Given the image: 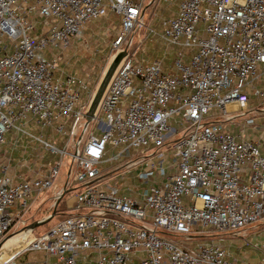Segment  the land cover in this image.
Returning <instances> with one entry per match:
<instances>
[{"label": "built area", "instance_id": "2783aa9c", "mask_svg": "<svg viewBox=\"0 0 264 264\" xmlns=\"http://www.w3.org/2000/svg\"><path fill=\"white\" fill-rule=\"evenodd\" d=\"M163 1L0 0V152L13 136V150L33 158L13 174L1 166L0 244L24 243L9 255L4 243L0 264H24L27 252L44 254L40 264H264V146L246 133L264 112L251 106L264 98V0H176L158 29L146 11ZM111 15L121 27L112 44L119 66L105 73L87 123L105 77L94 88L88 75L67 73L66 60ZM157 43L166 56L178 50L169 72L165 58L137 59ZM233 114L245 119L236 133L226 126ZM152 149L163 153L132 154ZM68 157V181L55 197L75 187L68 216L35 234L22 218ZM121 163V179L137 173L146 185L139 194L123 195L119 179L101 181L104 165ZM209 231L236 240L201 241ZM247 247L258 261L238 259Z\"/></svg>", "mask_w": 264, "mask_h": 264}, {"label": "rangeland", "instance_id": "374dc122", "mask_svg": "<svg viewBox=\"0 0 264 264\" xmlns=\"http://www.w3.org/2000/svg\"><path fill=\"white\" fill-rule=\"evenodd\" d=\"M179 7V2L176 0H164L159 5L156 4L149 6L146 11V22L148 25H152L153 27H161V21L163 18H169L173 16L174 13H176L177 9ZM121 31L120 27V21L117 19L116 16L111 15L106 20L98 21L94 24H92L89 29H87L82 37L78 38L75 41V45L72 48V50L68 53L69 64L67 65L66 69L69 72L78 73L88 75L89 78H92L93 80V87L96 88L97 85H99L100 81L105 77V73L111 69L112 74L117 70L119 64H115L114 60V53L112 51V44L117 39L119 32ZM142 33V32H141ZM138 44L134 46V49H136ZM147 53L139 52L137 55V59L140 61L142 60H164V69L169 72L173 66V63L175 61V58L177 56L178 50L171 49L167 54L165 55V50L162 48L161 44L157 43L154 45H148L146 47ZM190 53H187L189 55ZM66 55V57L68 56ZM65 61V62H66ZM66 62V63H67ZM114 63V64H113ZM119 63V62H117ZM113 65L115 66L114 68ZM258 87L263 89L264 88V77L261 82L258 83ZM255 103H252L251 106L256 107H263L264 108V98H255ZM235 108L234 106L230 107V110L233 111ZM261 110V109H257ZM260 117L255 119L254 125L256 127H249L246 131L247 135L254 139V140H260L262 142V145L264 146V133L263 129L260 127H263L264 125V112L258 114ZM235 117L232 122H227L226 126L233 130L235 133L239 132L240 128L239 126L245 122V119L243 117H240V114H233L232 117ZM104 117L103 113L100 114V119ZM175 126V121L172 123ZM97 126V123L94 121L90 124L89 132L94 131ZM179 130L182 128L180 125L177 126ZM96 135H100V132L96 131ZM79 135H81V131L79 132ZM168 147H165L163 151H166ZM163 151H158L157 149H152L151 151L145 152L146 155L142 153V151H136L133 150L132 154L137 155L136 158H144L148 157H157L160 154L163 153ZM155 152V154H154ZM16 159V158H15ZM2 160L0 159V163ZM49 162V161H47ZM71 158H66L62 171L59 174L58 178L56 179L53 187L49 190H46L42 193L41 196H39L36 201L33 203V205L30 208V211L26 213V215L23 216V226L29 227L34 224H36L39 221H42L44 218H47L49 215L53 214V211L55 210V207L53 206L56 203V195L57 193L66 185L68 181V175H69V166L71 165ZM171 162V159H166L165 164H169ZM124 163L121 164H113V165H104L102 167V170L104 171L101 181L105 183L113 184L115 183V180L119 179L118 187L121 190L123 195H129L132 191L139 194L141 190L146 186L145 184L141 183L139 180H135V177L137 173L131 174L127 176L125 179H121L119 177L120 174H122ZM122 168V169H121ZM119 177V178H118ZM71 183L73 181V176H70ZM74 186V185H73ZM71 191L66 195L64 198L65 201V208L67 210L66 204L67 201H70L71 197L73 196V191L75 187H70ZM72 201V200H71ZM9 211L12 212L14 209L9 208ZM63 217L56 216L53 221L49 222L45 226H40L35 228V234H41L46 231L49 227L53 226L56 222H59L62 220ZM259 229V232H263L262 236L264 235V225L261 224ZM206 237L200 239L210 241V242H220L223 240L225 244H229L232 241H235L236 238L234 236H216V234L212 233L211 231L206 233ZM264 236L261 237V240H263ZM172 240L176 241H184L183 238H173ZM14 239H9L5 242L3 251L4 253L8 252L9 254H12L13 251L11 248L14 246ZM236 248V247H233ZM5 249V250H4ZM245 255H239V260L249 259L246 258L247 256H250L252 252H250L249 247L245 248ZM1 252V253H2ZM234 253H237L235 249H233ZM25 264L32 263L34 261L36 262H42L44 260V254L37 253V252H27L21 259Z\"/></svg>", "mask_w": 264, "mask_h": 264}, {"label": "crops", "instance_id": "0c3cea01", "mask_svg": "<svg viewBox=\"0 0 264 264\" xmlns=\"http://www.w3.org/2000/svg\"><path fill=\"white\" fill-rule=\"evenodd\" d=\"M68 59H69V56H68ZM66 72L71 73V72L67 71V69H66ZM76 74H78V73H76ZM78 75L85 76L84 73L78 74ZM12 138H13V136H9L10 143L0 152V159L2 160V162L0 163V176L2 175L1 166H3V165L10 166L9 172H10V174H13V173H15V170H16L15 166H16L17 162H19L20 159L26 158V159H28V161H32V159H33V158H31V151L29 149H27L25 151L23 148H20L19 150L14 151L12 148V144H11ZM20 140L22 142V144H21L22 146H25V144H27L26 139L22 138ZM22 173H23V177L31 178L28 171H26V172L23 171ZM246 258H249V259H245V260H252V261L256 262L259 260V255L252 253L250 256H247ZM45 259H46V257L44 255V260ZM50 262H51V264H57V261L55 259H50ZM29 264H40V262L34 261L32 263H29Z\"/></svg>", "mask_w": 264, "mask_h": 264}, {"label": "water", "instance_id": "95a60500", "mask_svg": "<svg viewBox=\"0 0 264 264\" xmlns=\"http://www.w3.org/2000/svg\"><path fill=\"white\" fill-rule=\"evenodd\" d=\"M115 64L117 65L118 63H115ZM116 65H115V66H116ZM115 66L113 65L112 68H114ZM109 79H110V76H106L105 79H104V81L102 82L101 89H100V93L98 94L97 98L95 99V101H94V103H93V106H92L90 112L88 113L87 123H89L90 120H91V118L93 117L94 112H95V109H96V106H97V104H98V102H99V100H100V98H101V96H102V94H103V92H104V90H105V88H106L108 82H109ZM67 193H68V191L65 190V191L59 196V198L57 199V201H56V203H55V206H56V207L59 205V203L61 202V200H62L64 197H66ZM55 216H56V208H55V210L53 211V214L51 215V218H50L49 220H47V221H45V222H37L36 224H34V225H32V226H33V228H37V227H40V226H45V225L48 224V223L51 221V219H52L53 217H55ZM10 238H11V237H9L8 239H10ZM8 239H7V240H8ZM4 243H5V242H3V243L0 244V249L2 248V246H3Z\"/></svg>", "mask_w": 264, "mask_h": 264}, {"label": "trees", "instance_id": "16d2710c", "mask_svg": "<svg viewBox=\"0 0 264 264\" xmlns=\"http://www.w3.org/2000/svg\"><path fill=\"white\" fill-rule=\"evenodd\" d=\"M65 198V197H64ZM64 198L61 200L59 205L56 207V216H61L63 218H66L68 216L67 210L65 208V201ZM62 218V219H63ZM50 228V227H49ZM48 228V229H49Z\"/></svg>", "mask_w": 264, "mask_h": 264}, {"label": "bare ground", "instance_id": "6f19581e", "mask_svg": "<svg viewBox=\"0 0 264 264\" xmlns=\"http://www.w3.org/2000/svg\"><path fill=\"white\" fill-rule=\"evenodd\" d=\"M16 239H18V238H14V240H16ZM22 243H24V240L20 241V242L18 243V245L13 246V247L11 248V250L13 251V253L16 252V251H18V249H20V247L23 246ZM21 244H22V245H21Z\"/></svg>", "mask_w": 264, "mask_h": 264}]
</instances>
